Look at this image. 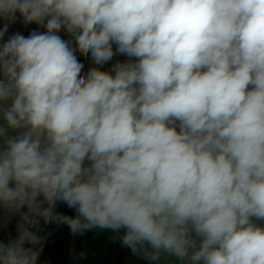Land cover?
Segmentation results:
<instances>
[{"label":"clouds","instance_id":"1","mask_svg":"<svg viewBox=\"0 0 264 264\" xmlns=\"http://www.w3.org/2000/svg\"><path fill=\"white\" fill-rule=\"evenodd\" d=\"M17 13L46 31L0 44V208L20 217L0 264H37L41 219L126 229L154 262L264 264V0H0Z\"/></svg>","mask_w":264,"mask_h":264},{"label":"crops","instance_id":"2","mask_svg":"<svg viewBox=\"0 0 264 264\" xmlns=\"http://www.w3.org/2000/svg\"><path fill=\"white\" fill-rule=\"evenodd\" d=\"M16 17V20L11 23L0 19V29L6 23L9 25L0 44L6 42L17 32L27 37L33 30L41 33L46 31L45 28L35 23L25 24L19 13L16 14ZM58 34L62 39L70 41L73 48L76 47L74 39L63 29ZM115 49L116 45L113 44L114 52ZM75 54L82 64V60L88 61L87 70L82 69V75L86 74L91 68V54L89 53L87 57L79 51ZM125 57V55L117 53L109 62L118 60L124 62ZM22 211H26V209H22ZM55 212L71 217H75L77 214L74 209L68 208L63 202H57ZM19 221V215H12L9 218V214L0 208V241L6 243L10 238L16 237V225ZM257 223L264 226V221ZM30 230L36 232L44 240L42 245L35 246V248L42 247L43 249L37 264H175L173 258L161 257L159 262H154L146 259L142 253H134L121 242V237L126 232V229L123 228L119 231L95 228L82 234L73 235L67 225L56 222L45 224L41 219L39 227ZM25 247L32 246L26 244Z\"/></svg>","mask_w":264,"mask_h":264},{"label":"rangeland","instance_id":"3","mask_svg":"<svg viewBox=\"0 0 264 264\" xmlns=\"http://www.w3.org/2000/svg\"><path fill=\"white\" fill-rule=\"evenodd\" d=\"M126 59H125V61H128L129 60V58L126 56L125 57ZM133 60L135 59V58H132ZM124 61V62H125ZM82 62H83V64H84V69L85 70H87V66H88V61H84V60H82ZM117 62H123V61H121V60H118V61H113V62H108L107 64H105V65H103L101 68H100V70H102V71H111V69H112V66L115 64V63H117ZM92 67H99V66H96L94 63H93V61L91 62V68Z\"/></svg>","mask_w":264,"mask_h":264}]
</instances>
